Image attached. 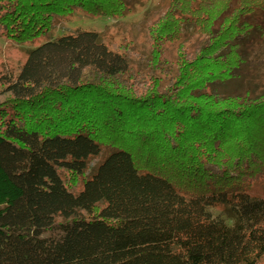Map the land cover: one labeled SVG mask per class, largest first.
I'll use <instances>...</instances> for the list:
<instances>
[{"label": "trees", "instance_id": "obj_1", "mask_svg": "<svg viewBox=\"0 0 264 264\" xmlns=\"http://www.w3.org/2000/svg\"><path fill=\"white\" fill-rule=\"evenodd\" d=\"M76 9L121 18L129 7L0 0V34L31 44ZM150 41L131 56L77 29L0 74V264L264 260V199L245 187L264 173V85L247 75L264 0H170Z\"/></svg>", "mask_w": 264, "mask_h": 264}, {"label": "rangeland", "instance_id": "obj_2", "mask_svg": "<svg viewBox=\"0 0 264 264\" xmlns=\"http://www.w3.org/2000/svg\"><path fill=\"white\" fill-rule=\"evenodd\" d=\"M170 0H128L129 10L121 18H104L94 16L82 9H76L73 13L58 16L55 27L49 35H44L31 44H18L0 34V74H15L26 62L28 52L43 43L56 39L64 34L75 32L77 29L93 30L101 34L103 40L111 48L124 52L121 47L130 48L131 56L137 53H148L150 50V30L168 12ZM185 40L199 46L202 40L194 31L185 35ZM179 42L166 45L165 54L171 63L177 60ZM250 59L260 57L259 61L250 60L251 71H248V79L252 84L263 87L264 85V45L263 43L251 44L248 48ZM137 59V58H135ZM133 69L140 67L137 60H133ZM248 87H250L248 85ZM253 87V86H251ZM245 88V84H244ZM247 88V86H246ZM111 148L103 147L102 153L89 162L88 175H91L97 166L110 153ZM248 194L264 199V173L256 179L246 182ZM264 264V260L260 263Z\"/></svg>", "mask_w": 264, "mask_h": 264}]
</instances>
